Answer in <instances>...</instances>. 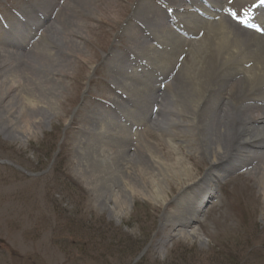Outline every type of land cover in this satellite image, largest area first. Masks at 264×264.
Returning a JSON list of instances; mask_svg holds the SVG:
<instances>
[{
	"label": "rangeland",
	"instance_id": "rangeland-1",
	"mask_svg": "<svg viewBox=\"0 0 264 264\" xmlns=\"http://www.w3.org/2000/svg\"><path fill=\"white\" fill-rule=\"evenodd\" d=\"M51 1L56 8L50 10L47 21L58 23L45 39H54L53 35L69 20L80 22L85 39H80L78 45L87 61L71 60L76 65L69 70L74 73L73 81L49 78L48 86L57 94L50 104L53 109L39 110L36 116L40 121L29 132L19 133L0 121V264H264V181L260 182V177L241 172L227 176L217 197L209 199L202 215L197 216V222L174 229L165 224V219L178 207L174 200L181 182H165L163 196L156 199L148 196L151 187L146 185L152 158L163 156L157 134L162 139L164 136L151 130L156 127L151 125L145 133L121 139L120 150L131 149L130 167L134 168L126 176L141 189L131 193L122 187L120 178L114 181L116 177H111L115 193L126 205H115L107 186L97 183L91 174L97 169L91 166L94 162L79 157L80 128L87 120L100 116L112 96L113 87L105 81L108 73L103 55L109 58L118 52L120 57H127L131 42H127L126 33L138 39L131 28L135 27V18H131L134 10L139 7L140 13L142 7L149 6L154 10L158 3L149 0L146 6L147 0H0V12L7 23L9 5L16 11L19 7L28 11L29 5L43 6ZM159 11L158 17L164 19V9ZM148 33L145 46L154 42L161 45L153 37L148 38ZM41 39L38 33L33 38L36 47L22 52L21 44L18 49L23 55L17 63L29 73L47 72L43 71L45 65H39V58H46L37 53L44 44ZM59 42L56 40L54 51L62 57ZM10 45L3 41V46L13 50ZM182 54L188 61L187 52ZM50 62L48 59L46 64ZM147 73L155 82L158 80L156 73ZM184 153L185 148L180 151ZM112 154H117L115 149ZM198 157L189 178H199L208 168L206 161ZM258 160L264 164V159ZM140 164L146 166V175L139 174ZM135 169L140 176H135Z\"/></svg>",
	"mask_w": 264,
	"mask_h": 264
},
{
	"label": "bare ground",
	"instance_id": "bare-ground-1",
	"mask_svg": "<svg viewBox=\"0 0 264 264\" xmlns=\"http://www.w3.org/2000/svg\"><path fill=\"white\" fill-rule=\"evenodd\" d=\"M154 1L159 5L154 10L147 0L148 9L142 7L139 13L137 7L132 11L135 27L130 26L133 37L138 39L135 41L130 33H126L127 42H131V49H126L128 56L120 57L118 52L109 58L103 55L108 73L105 81L112 85L114 91L110 102L105 104L104 113L87 120L80 128L82 134L78 138L77 148L79 157L85 156L81 159L87 157L94 162L91 166L101 169L100 174L96 173L97 169L91 170V174L97 183L101 181L100 184L107 186L115 205L118 206L119 202L126 205L124 199L121 200L122 197L115 193L110 179L112 176L113 179L116 177L114 181L120 178L125 190L141 192L126 176L134 169L130 167L128 154L131 149L120 150L121 139L136 135V131L133 132L127 125L133 119L130 106L139 103L137 111L141 117H135V129L145 133L153 125L156 128L151 130L160 131L164 136L162 139L157 134L163 156L152 158L149 179L146 181L152 194L148 196L161 198L165 182L172 179L181 182L174 200L178 207L168 212L165 224L174 229H184L197 222V216L202 215L199 214L202 205L205 207L210 203L213 191H219L215 173H224L223 180L232 173L241 172L258 176L260 182L264 181V164H259L258 160L264 159V35L260 38L258 34H251L220 13L218 8H224L219 4L220 0ZM31 7L29 11L26 7H19L18 12L23 11L26 18L16 19L11 15L15 9L9 5L8 21L14 25L18 21L32 25L35 33L40 29L44 44L37 53L46 56L45 59L39 58V65H45L43 71L47 72L33 74L22 69L17 61L26 47L22 48V52L9 50L0 41V121L25 134L39 123L40 119L36 116L39 110L53 109L50 104L57 94L52 91L51 85L49 88L47 81H73L74 73L69 70L76 65L71 60L87 61L78 45L80 39H85L80 22L66 19V26L48 41L45 39L46 33L53 31L58 22H45L43 19L49 17L56 5L51 1L43 6L37 4ZM162 9L168 10L176 18H187L188 26L182 27V34L176 35L171 31L167 26L169 20L160 22L158 13ZM39 14L43 19L35 23L34 18L40 21ZM136 14L138 17H135ZM27 29L22 28L21 33ZM9 30L19 32L20 29L11 26ZM145 30H149L157 41H162L163 52L145 46L143 37L146 35L141 33ZM183 34L199 36L198 39H191L193 41L186 51L188 61L182 58L185 51L179 50V45L186 39ZM25 35L27 39L30 38ZM56 40L62 43V57L54 51L57 48ZM4 43L9 45L8 42ZM36 46L34 43L29 49ZM154 48H157L156 45ZM48 59L51 62L47 65ZM152 70L163 75L161 82H164V86L156 87L154 80L143 76L144 71ZM55 75L61 78H55ZM57 89H60L58 85ZM107 116L109 123L106 125ZM111 121L114 123L111 124ZM178 141L182 143L176 145ZM183 148L185 153L180 154ZM113 149L117 153L115 156ZM197 157L203 158L208 168L202 176L192 179L187 176L198 165ZM140 165L137 168L142 169L140 173L135 169V176H140L142 172L147 174L143 171L146 166ZM121 169L123 174H117ZM183 175L186 177L180 181Z\"/></svg>",
	"mask_w": 264,
	"mask_h": 264
},
{
	"label": "snow or ice",
	"instance_id": "snow-or-ice-1",
	"mask_svg": "<svg viewBox=\"0 0 264 264\" xmlns=\"http://www.w3.org/2000/svg\"><path fill=\"white\" fill-rule=\"evenodd\" d=\"M234 18H237V19H239V14H238V11H232L231 13H230ZM241 22L243 23L244 21L243 20H241Z\"/></svg>",
	"mask_w": 264,
	"mask_h": 264
}]
</instances>
